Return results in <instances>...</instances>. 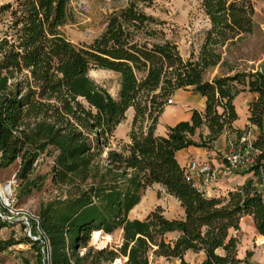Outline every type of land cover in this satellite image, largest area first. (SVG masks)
<instances>
[{
  "label": "trees",
  "instance_id": "obj_1",
  "mask_svg": "<svg viewBox=\"0 0 264 264\" xmlns=\"http://www.w3.org/2000/svg\"><path fill=\"white\" fill-rule=\"evenodd\" d=\"M156 1L130 0L108 16L90 43H75L66 33L71 0H9L0 6V169L20 160V194L29 195L39 186L40 176H32L36 163L49 153L52 181L62 191L41 203L37 234L43 243L27 237L37 255L24 264H85L90 257L150 264L151 255L190 264L187 251L204 252L201 264H242L232 233L242 218L251 215L264 236V66L241 71L224 57V47L253 32L255 0H202L211 25L197 58H184L164 22L146 11ZM218 65L227 73L207 78ZM92 67L120 75L117 97L90 77ZM234 83L257 94L249 122L260 130L253 142L262 151L260 163L252 170L261 187L247 182L227 197H210L189 178L177 152L211 147L232 128L239 117ZM187 87L206 98L205 109H194L190 120L158 134L166 105ZM131 108L129 141L114 146L115 131ZM153 184L181 202L182 218L167 217L161 206L143 219L129 216ZM10 224L0 216V233ZM117 229L123 241L116 249L89 245L93 232ZM171 233L175 238L167 239ZM14 244L0 237V252Z\"/></svg>",
  "mask_w": 264,
  "mask_h": 264
},
{
  "label": "rangeland",
  "instance_id": "obj_2",
  "mask_svg": "<svg viewBox=\"0 0 264 264\" xmlns=\"http://www.w3.org/2000/svg\"><path fill=\"white\" fill-rule=\"evenodd\" d=\"M8 1L0 0V6ZM129 1L71 0V21L65 28L68 37L75 43L92 42L104 31L108 16L125 6ZM255 9L253 32L243 41L224 47V57L237 70H256L264 66V0H255ZM146 11L164 22L167 36L178 44L184 58H197L199 56L206 32L211 25L202 7V0H157L152 7L146 8ZM2 26L3 22L0 17V36L2 35ZM223 73H227V69L218 65L209 70L206 77L212 79L214 76ZM89 75L97 84L117 97L120 89V75L118 73L92 67L89 70ZM132 119L133 110L130 109L126 118L115 131L114 146L119 140L126 141L129 139ZM53 160L54 156L49 153H44L39 157L32 175L33 177L40 176L39 186L33 189L29 195L20 194V182L16 178L20 160L0 169V185L5 192H10L8 185L11 183L13 190L8 200L0 197V208L4 210L6 216L12 219L11 224L2 229L0 237L3 239L12 238L15 241L14 245L0 252V264H24L25 260H30L33 263L36 261V250L27 241V237L37 238V240L40 238L37 232L41 231L38 226L34 227L33 224L34 220L37 221L35 217H38L41 203L62 196L60 195L61 189L52 181ZM255 180V186L261 187V178L255 177ZM162 197V191H159L157 187L150 186L144 192L143 201L131 211L130 216L132 218H145L152 210L156 209L157 202ZM3 201L9 203V207H6L7 211L3 207ZM163 201L173 213L170 215H178L177 205L166 198ZM25 218L29 219V223L25 221ZM240 226L239 230H233L232 233L239 239L238 256L244 260L242 264H264V237L257 231L253 219L247 215L244 216ZM94 233L91 235L89 245L95 249L104 247L116 249L123 241L122 229H117L113 233L102 232L97 240H94ZM175 236L174 233H171L167 239H173ZM83 252H85V248L82 250ZM200 256L187 253L185 259L190 264H195L201 260ZM91 258L86 260L85 264H108ZM125 261L126 258L119 257L113 264H124ZM150 264H180V259L151 255Z\"/></svg>",
  "mask_w": 264,
  "mask_h": 264
},
{
  "label": "crops",
  "instance_id": "obj_3",
  "mask_svg": "<svg viewBox=\"0 0 264 264\" xmlns=\"http://www.w3.org/2000/svg\"><path fill=\"white\" fill-rule=\"evenodd\" d=\"M233 88L237 92L234 103L239 117L234 121L232 128L224 130L218 139L212 142L211 147L190 145L177 152V158L182 167L186 168L192 160H199L201 162H208L217 172L216 178L209 185L203 187L205 194L210 197H227L230 191L240 190L247 182H253L255 185V177L258 178L252 170L254 166L225 171L227 165L225 154L228 152L231 144L242 143V136L244 133H249L250 139L254 142L260 131L257 126L251 125L249 122L250 104L257 97V94L250 91L248 87L242 89L243 87L237 83L233 84ZM205 107L206 98L194 92L192 87L176 90L171 98L170 104L166 105L160 116L156 129L157 133L166 135L170 126H174L183 120H190L194 109L204 110ZM131 110L133 109L131 108ZM200 131L204 137L209 134V129L207 127H204ZM200 131L193 137L197 141L200 140ZM127 141H129V139L125 142ZM194 176L197 177L196 174ZM152 186L157 187V189L163 193V197L157 202V206H161L164 209V213L167 217L182 218L185 215L181 202L175 196L167 193L165 188L160 184H153ZM143 197L144 194L139 204L143 201ZM164 198L177 205L178 215H170L173 213H171L164 203ZM247 216L252 218L251 215ZM187 253L201 255V260L195 264H201L205 259L204 252L195 253L193 251H187L186 254Z\"/></svg>",
  "mask_w": 264,
  "mask_h": 264
},
{
  "label": "built area",
  "instance_id": "obj_4",
  "mask_svg": "<svg viewBox=\"0 0 264 264\" xmlns=\"http://www.w3.org/2000/svg\"><path fill=\"white\" fill-rule=\"evenodd\" d=\"M261 152L262 151H260L254 146L253 141L250 139V134L244 133L242 136V143H232L228 152L225 154V158L227 161L225 171H231L243 167L256 166L260 163L258 157ZM260 167L263 171L261 164ZM186 172L188 173L189 178L194 181V184L202 190L203 187L209 185L216 178L217 175V172L213 169L211 164H209L208 162H201L199 160L190 161L186 167ZM195 174L197 175V177L194 176ZM8 186L10 188V192H5L4 196H2L0 193V197L4 200H8L9 196L12 194L13 191L12 184L9 183ZM2 203L4 208L9 207V203L4 201ZM2 213L3 216L1 215V213L0 216L3 219L10 218L4 214L3 210Z\"/></svg>",
  "mask_w": 264,
  "mask_h": 264
},
{
  "label": "water",
  "instance_id": "obj_5",
  "mask_svg": "<svg viewBox=\"0 0 264 264\" xmlns=\"http://www.w3.org/2000/svg\"><path fill=\"white\" fill-rule=\"evenodd\" d=\"M0 213L1 215L3 216V213H2V210L0 209ZM31 215V214H30ZM33 216V215H31ZM35 217V216H33ZM6 218V217H5ZM37 219V222H38V228L39 230L41 231V223H40V220L38 217H35ZM5 220L11 222L12 219L11 218H6ZM25 221H27L29 223V219L28 218H25ZM42 232V231H41ZM44 239H45V236L43 235ZM34 239H37V238H34ZM38 240H43V238H39ZM44 243H46V247H47V257H48V260L50 259V246H49V243L47 241L44 240Z\"/></svg>",
  "mask_w": 264,
  "mask_h": 264
},
{
  "label": "bare ground",
  "instance_id": "obj_6",
  "mask_svg": "<svg viewBox=\"0 0 264 264\" xmlns=\"http://www.w3.org/2000/svg\"><path fill=\"white\" fill-rule=\"evenodd\" d=\"M0 193H1L2 196H4L5 190H4V188L1 185H0ZM101 234H102V232H100V231L95 232L94 233V240L99 239Z\"/></svg>",
  "mask_w": 264,
  "mask_h": 264
}]
</instances>
